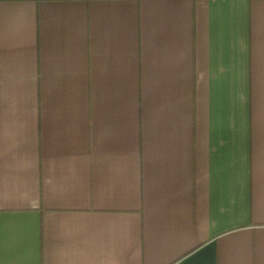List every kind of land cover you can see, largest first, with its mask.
Masks as SVG:
<instances>
[{
    "label": "crops",
    "instance_id": "crops-1",
    "mask_svg": "<svg viewBox=\"0 0 264 264\" xmlns=\"http://www.w3.org/2000/svg\"><path fill=\"white\" fill-rule=\"evenodd\" d=\"M0 264H264V0H0Z\"/></svg>",
    "mask_w": 264,
    "mask_h": 264
}]
</instances>
